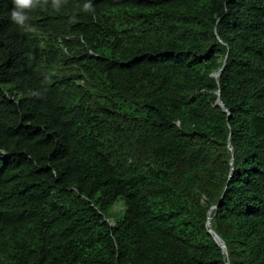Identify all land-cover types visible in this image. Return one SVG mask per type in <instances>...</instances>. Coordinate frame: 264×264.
Masks as SVG:
<instances>
[{
  "label": "trees",
  "instance_id": "16d2710c",
  "mask_svg": "<svg viewBox=\"0 0 264 264\" xmlns=\"http://www.w3.org/2000/svg\"><path fill=\"white\" fill-rule=\"evenodd\" d=\"M11 8L0 264H264V0Z\"/></svg>",
  "mask_w": 264,
  "mask_h": 264
},
{
  "label": "clouds",
  "instance_id": "9594fccd",
  "mask_svg": "<svg viewBox=\"0 0 264 264\" xmlns=\"http://www.w3.org/2000/svg\"><path fill=\"white\" fill-rule=\"evenodd\" d=\"M11 2L12 8L9 12V20L15 30L23 32L22 27L25 25L27 20L24 10L31 8L34 4V0H11ZM89 8V4L84 5L85 10H88Z\"/></svg>",
  "mask_w": 264,
  "mask_h": 264
},
{
  "label": "water",
  "instance_id": "95a60500",
  "mask_svg": "<svg viewBox=\"0 0 264 264\" xmlns=\"http://www.w3.org/2000/svg\"><path fill=\"white\" fill-rule=\"evenodd\" d=\"M216 106L222 107L221 102L220 101L216 102ZM214 238H215L216 241H220V239L216 235H214Z\"/></svg>",
  "mask_w": 264,
  "mask_h": 264
}]
</instances>
